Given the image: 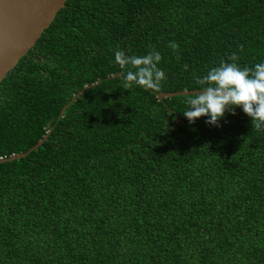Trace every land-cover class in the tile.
<instances>
[{"label": "trees", "instance_id": "trees-1", "mask_svg": "<svg viewBox=\"0 0 264 264\" xmlns=\"http://www.w3.org/2000/svg\"><path fill=\"white\" fill-rule=\"evenodd\" d=\"M117 49L158 51L161 90ZM233 52L264 63V0H67L0 83V158L50 131L0 164V264H264V130L157 98Z\"/></svg>", "mask_w": 264, "mask_h": 264}, {"label": "clouds", "instance_id": "clouds-1", "mask_svg": "<svg viewBox=\"0 0 264 264\" xmlns=\"http://www.w3.org/2000/svg\"><path fill=\"white\" fill-rule=\"evenodd\" d=\"M170 47L177 51L179 46L171 42ZM239 49L243 51V45ZM161 59L154 49L144 55L131 56L123 49L115 50V63L122 70V88L130 90L137 85L146 91L159 92L162 81L167 78L158 67ZM238 60V54L233 52L227 61L222 60L197 79L201 88L186 99L187 108L182 113L189 123L208 117L206 124L219 127L226 112L235 115V109L241 108L250 117L252 130H264V63L241 68L236 63ZM184 67L187 70V65Z\"/></svg>", "mask_w": 264, "mask_h": 264}, {"label": "water", "instance_id": "water-1", "mask_svg": "<svg viewBox=\"0 0 264 264\" xmlns=\"http://www.w3.org/2000/svg\"><path fill=\"white\" fill-rule=\"evenodd\" d=\"M67 0H0V83L19 60L36 44ZM199 90L160 93L159 101L176 96H190ZM81 93H79L80 95ZM65 106L60 117L67 109ZM44 138L26 153L0 158V164L26 158L45 142Z\"/></svg>", "mask_w": 264, "mask_h": 264}]
</instances>
